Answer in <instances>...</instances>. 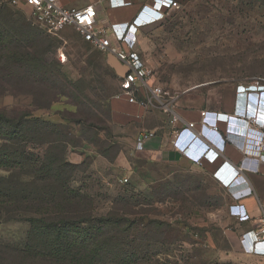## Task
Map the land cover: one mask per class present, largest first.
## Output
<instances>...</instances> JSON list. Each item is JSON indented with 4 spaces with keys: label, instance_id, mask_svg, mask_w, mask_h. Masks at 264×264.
<instances>
[{
    "label": "rangeland",
    "instance_id": "1",
    "mask_svg": "<svg viewBox=\"0 0 264 264\" xmlns=\"http://www.w3.org/2000/svg\"><path fill=\"white\" fill-rule=\"evenodd\" d=\"M178 1L181 5L179 10L147 30L146 37L151 47L146 42H141L139 47L150 60L154 83L155 80L162 82L160 86L164 90L170 88L179 93L186 92L183 103L189 107H209L218 104L221 89L227 83L264 77V0H195L188 5ZM5 5L8 6L7 0H0V6ZM23 9L30 12L27 7ZM32 32L25 34L20 51L34 54L35 49L45 50L46 55L41 57L53 63L51 65L71 81L55 79L57 89L52 92L50 88L55 83L49 81L46 86L38 85L33 68L26 64H13L0 71V109L13 114L32 113L52 122H68L74 131L81 130V126L72 121L76 117L88 119V124H106L108 99L120 87L107 62L108 54L83 42L74 28L48 35L47 39ZM213 81L217 83L209 84ZM32 88L35 96L26 95ZM81 92L86 94L85 98L79 97ZM57 93L69 94L70 98H60ZM77 98L83 104L79 113L74 114L73 111L78 110L73 106ZM50 99L59 102L53 105ZM59 108L64 109L63 118L57 114ZM84 129L92 132L90 127ZM82 149L68 148L67 159L79 162L83 156ZM116 150L109 154L115 167L108 163L99 165L90 157L83 159L87 172L77 175L89 177L92 185L102 180V176L108 182L128 177L127 183H119L127 185H121L120 189L115 187L111 195L116 196L125 189L128 196H134L132 210L135 214L131 218L136 225L130 237L131 251L138 259L136 264H193L197 255L207 256V248L192 246L195 238L203 235L192 231L190 214H179L181 208L177 206L174 194L160 182L153 185L144 183L142 178L148 175L144 174L143 168L133 180L123 174L121 164L114 158ZM133 153L140 163L138 166L142 167L146 158L135 150ZM19 172L18 169L12 171ZM4 174L0 171V175ZM22 177L24 180L28 178ZM151 177L154 181L160 179L157 174ZM4 181L1 184H9ZM104 185L108 188L107 183ZM105 192L109 190L105 189ZM187 206L189 209L192 207L191 204ZM107 207L103 204L102 211L106 212ZM28 229L29 224L25 221L0 218V243L20 247ZM214 235L223 238L220 232H214ZM205 256L200 264H208ZM35 260V257L20 256L15 260L17 263H13L0 258V264H46L35 263Z\"/></svg>",
    "mask_w": 264,
    "mask_h": 264
},
{
    "label": "trees",
    "instance_id": "2",
    "mask_svg": "<svg viewBox=\"0 0 264 264\" xmlns=\"http://www.w3.org/2000/svg\"><path fill=\"white\" fill-rule=\"evenodd\" d=\"M19 10L0 6V71L13 64H26L36 72L38 85L55 83L50 88L53 92L57 89L55 79L71 80L41 57L46 55L45 50L35 49L34 54L20 51L26 33L33 31L44 39L51 34ZM112 71L120 84L121 78L113 68ZM120 91L121 85L108 102ZM25 94L35 96V89ZM57 94L70 98L66 93ZM80 94L81 99L86 97L83 92ZM81 99L73 102L78 109L74 114L80 111ZM50 102L54 105L59 100ZM58 113L63 118L64 109L59 108ZM72 121L81 130L74 131L68 122H52L32 113L13 114L0 109V171L5 173L0 175V218L29 224L20 247L0 243V258L13 263L21 256L35 257V263L46 264H136L138 259L131 251L130 237L136 225L131 218L135 214L134 196H128L125 189L112 196L105 192L106 186L101 181H96L95 187L89 177L77 175L87 172L83 167L85 161L76 164L66 157L68 148L78 150L87 145L109 157L117 149L112 140L110 116L104 125L88 124V119L82 117ZM84 127H90L92 132ZM15 169L20 172L12 173ZM22 176H27V180ZM4 180L9 184H1ZM103 204L108 206L106 212L101 209Z\"/></svg>",
    "mask_w": 264,
    "mask_h": 264
},
{
    "label": "crops",
    "instance_id": "3",
    "mask_svg": "<svg viewBox=\"0 0 264 264\" xmlns=\"http://www.w3.org/2000/svg\"><path fill=\"white\" fill-rule=\"evenodd\" d=\"M61 1L67 7H95L98 23L113 27L118 34H123L126 31V26L117 23L132 22L129 33L132 36H137V48L140 52L141 42L143 44L146 42L151 47L146 37L147 30L154 28L156 23L172 13L167 15L152 9V0ZM180 1L188 5L195 0ZM141 54L151 68L150 60L143 52ZM152 78L151 75L154 86L162 85V82L158 80H155L154 83ZM247 80L239 79L224 85L218 104L209 107H189L183 103L186 92L179 93L173 89L165 88L166 98L174 103L179 115L184 120L196 124L195 129L182 125L176 144L171 142L173 133L169 125L170 114L166 110L156 107L144 110L138 105L129 104L125 98L116 97L117 95L110 98L108 102L112 140L118 149L114 158L121 164L123 174L133 180V177L139 175L143 168L144 174L148 175L142 178L144 183L153 185L155 182H160L164 184L170 190L169 193L174 194L177 206L181 208L179 214H190L192 216V231L195 234L203 235L202 238H195L192 246L197 249L207 248V256L197 255L193 264L203 262L204 256L207 257L208 264H264V255H259L255 251L257 234L264 228V225L259 222V218L264 216V163L254 171L245 173L253 191L252 196L244 200L249 216L246 218L232 216L229 213V206L235 203L229 183L240 174L236 165L241 164L245 157L236 145L229 144L224 149L223 141H221L227 131L236 134L246 132V121L234 117L232 114L237 96L240 101L244 99L238 93L239 90L244 91L248 96L249 114L257 116L264 129V89L249 86ZM215 83L217 81L209 84ZM203 110H208L205 121H218L216 123L220 126V132L202 131L200 122ZM142 130L154 132V137L146 141L143 150H137L136 138ZM209 144L222 148L223 157L215 163L205 162L202 166L197 165L196 160ZM134 150L142 153L146 158L142 167L138 166L140 163L134 156ZM81 154L83 155L81 160L73 163L80 164L83 159L92 157L94 162L99 165L107 163L113 165L109 157L102 155L90 145L85 146L81 150ZM252 166L257 167L254 164ZM220 167L223 168L219 171ZM149 173L151 176L157 174L160 179L154 181ZM121 179L123 178L119 177L117 180L108 182L102 176V180L99 181L103 185L107 183L108 193L111 194L115 187L120 189L119 187L124 185L119 184ZM189 202L192 206L190 209L187 206L190 205ZM177 221H181V219L177 218ZM214 232L222 233L223 238H217Z\"/></svg>",
    "mask_w": 264,
    "mask_h": 264
},
{
    "label": "built area",
    "instance_id": "4",
    "mask_svg": "<svg viewBox=\"0 0 264 264\" xmlns=\"http://www.w3.org/2000/svg\"><path fill=\"white\" fill-rule=\"evenodd\" d=\"M7 3L11 7L22 9L33 24L43 28L49 34H59L67 28H74L85 42H88L95 49L115 56L121 61L127 67V73L124 76L118 75L121 78V91L116 97L125 98L129 104L138 105L144 110L150 107L166 110L170 114L169 125L173 133L172 144L177 143V136L182 125L190 129L196 128L194 122L184 120L179 115L174 103L166 98L167 93L165 90L161 86H154L151 83L152 69L137 48V36H132L129 33L132 22L117 23L126 26V31L123 34H118L113 27L98 23L97 10L92 6L67 7L61 0H7ZM24 7L29 8L30 12H26L23 9ZM151 7L157 12L168 15L179 10L181 5L178 0H152ZM247 82L249 86L264 89V77L249 78ZM238 93L242 97L245 96V92L242 90H239ZM240 105L241 101L237 96L232 114L235 116L236 111L239 110V115L245 116L239 118L245 120L247 124L246 132L240 134L243 136V141L238 145V148L244 154V161H261V159H264V129L261 127L257 116L250 115L249 112L246 115L242 114ZM207 113L208 110L201 112L200 128L205 123ZM209 130L219 131V125L210 126ZM153 137L154 132L142 130L136 138V149L143 150L146 141ZM212 149L214 147L211 145L204 149L201 156L196 160L197 165L202 166L205 162H215ZM222 168L220 167L219 171ZM128 181V178H123L120 182L127 183ZM231 209L234 210L233 215ZM229 213L237 218L249 216L248 212L239 203L231 204ZM259 222L264 225V216L259 218ZM255 251L259 255H264V228L257 234Z\"/></svg>",
    "mask_w": 264,
    "mask_h": 264
},
{
    "label": "clouds",
    "instance_id": "5",
    "mask_svg": "<svg viewBox=\"0 0 264 264\" xmlns=\"http://www.w3.org/2000/svg\"><path fill=\"white\" fill-rule=\"evenodd\" d=\"M248 104H249L248 96L245 95L244 99L241 101V105H240L242 107V114L244 113V115H246L248 113ZM236 112H237V114L234 117H238V118L239 117H242V118L245 117L243 115L242 116L239 115V110H237ZM216 122H218V121H211V122L205 121L204 125H202V127H201L202 131L205 130L208 133L220 132V126H219V131L209 130L210 126L219 125ZM221 141H223L224 149L229 144L236 145L238 148V145L243 141V136L240 134L233 133L231 131H227V132H225L224 136H222ZM211 146L214 147V149H212L213 150L212 152H213V155L215 157L214 160L216 162L220 158L223 157L222 156L223 155V149L215 146L214 144H211ZM262 163H264V159H261V161L245 160L243 163L236 165L238 167V170L240 171L239 172L240 174H238V176L234 179V181L231 184H229V188L231 189V195H232V199H233L234 203L235 204L239 203L241 205V207L246 210V212H248V210H247L246 205L244 204V200L251 196V193H252L251 189L252 188L250 187V184H249V178H248V176H246L245 173L254 171ZM252 164L256 165L257 167H253ZM232 212H234L233 209H231V214H232Z\"/></svg>",
    "mask_w": 264,
    "mask_h": 264
},
{
    "label": "water",
    "instance_id": "6",
    "mask_svg": "<svg viewBox=\"0 0 264 264\" xmlns=\"http://www.w3.org/2000/svg\"><path fill=\"white\" fill-rule=\"evenodd\" d=\"M107 62L119 76H124L127 73V67L115 56L108 55Z\"/></svg>",
    "mask_w": 264,
    "mask_h": 264
}]
</instances>
